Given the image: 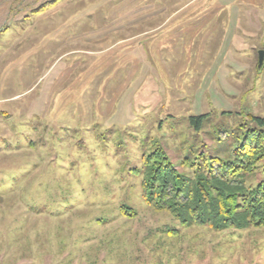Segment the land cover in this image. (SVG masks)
<instances>
[{
    "label": "rangeland",
    "instance_id": "1",
    "mask_svg": "<svg viewBox=\"0 0 264 264\" xmlns=\"http://www.w3.org/2000/svg\"><path fill=\"white\" fill-rule=\"evenodd\" d=\"M260 51L264 0H0V264H264V229L142 192L157 147L184 173L264 131Z\"/></svg>",
    "mask_w": 264,
    "mask_h": 264
},
{
    "label": "trees",
    "instance_id": "2",
    "mask_svg": "<svg viewBox=\"0 0 264 264\" xmlns=\"http://www.w3.org/2000/svg\"><path fill=\"white\" fill-rule=\"evenodd\" d=\"M206 117H191V126L201 130ZM252 120L264 126L263 119ZM257 128L236 138L233 158L227 163L191 150L182 162L184 173L157 147L143 158L144 201L183 225L264 229V131ZM259 174L262 179L254 181Z\"/></svg>",
    "mask_w": 264,
    "mask_h": 264
},
{
    "label": "water",
    "instance_id": "3",
    "mask_svg": "<svg viewBox=\"0 0 264 264\" xmlns=\"http://www.w3.org/2000/svg\"><path fill=\"white\" fill-rule=\"evenodd\" d=\"M264 65V51L258 53V69L261 70Z\"/></svg>",
    "mask_w": 264,
    "mask_h": 264
}]
</instances>
